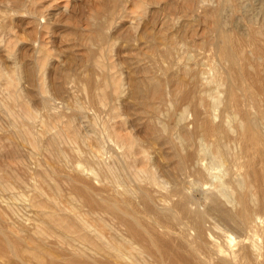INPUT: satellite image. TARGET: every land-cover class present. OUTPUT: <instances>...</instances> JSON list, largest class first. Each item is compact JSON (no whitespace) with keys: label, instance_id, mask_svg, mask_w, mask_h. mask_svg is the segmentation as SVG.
I'll use <instances>...</instances> for the list:
<instances>
[{"label":"bare ground","instance_id":"1","mask_svg":"<svg viewBox=\"0 0 264 264\" xmlns=\"http://www.w3.org/2000/svg\"><path fill=\"white\" fill-rule=\"evenodd\" d=\"M94 1L0 0V264H264V0Z\"/></svg>","mask_w":264,"mask_h":264},{"label":"rangeland","instance_id":"2","mask_svg":"<svg viewBox=\"0 0 264 264\" xmlns=\"http://www.w3.org/2000/svg\"><path fill=\"white\" fill-rule=\"evenodd\" d=\"M67 2V4H69V5H71L70 6V9H71V14H72V16H74V18L73 19H75V21L74 22H76V23H78L80 26H82V27H86L87 26V23H88V20L86 19V18H89V16L93 13V11L95 10V9H97V8H95V6L97 7V5H96V2L94 1V0H37V4H38V6L40 5L41 6V9H43L45 12H46V14L48 15L46 18L47 19H49V18H51V22L50 23H52V24H50V26H49V28H50V30L51 31H55L56 29H58V28H62L61 27V25H65L66 26V24L64 23V22H60L59 20H58V18L59 17H56V8L57 7H59V6H61V5H64L66 2ZM94 2L95 4H93L92 5V3H90V2ZM243 1H244V3H243ZM248 1V2H247ZM251 1H253V2H251ZM255 1H257V2H255ZM88 2H89V4H88ZM255 2V3H254ZM239 3H240V6H241V10H243V11H245L246 10V13H248V10H249V8H250V6L251 7H256L255 9H257L260 5H258V3L259 4H261L260 2H258V0H240L239 1ZM252 3V4H251ZM254 3V4H253ZM1 5H2V3H0ZM50 4H53V5H50ZM242 4H243V8H242ZM0 5V7H2L1 9L3 10V9H5L4 7H3V5L1 6ZM257 5H258V7H257ZM43 6H45V8L43 7ZM55 6V7H54ZM249 6V7H248ZM72 7H74V9L72 8ZM244 7H245V9H244ZM248 8V9H247ZM260 8H261V6H260ZM72 9L74 10V11H72ZM259 9V8H258ZM43 10H41V11H43ZM260 13H259V12ZM255 10V13H254V11H253V13H254V21H255V23L256 24H259V25H261V24H264V21L262 22L261 20H263L264 19V17H262L263 15H261L262 14V11H261V9H259V10ZM242 11H240V13H241ZM258 12V13H257ZM81 13V14H80ZM164 13V14H163ZM161 15H162V17H161V15H160V17L162 18V19H164L166 16H167V13L166 12H163ZM245 13V12H244ZM243 12L240 14V16L242 15V17H243V15H244V17L246 18V16L245 15H247V14H244ZM46 14L44 13V15L46 16ZM85 15V16H84ZM230 15L229 14H227L226 15V17H228L229 19L228 20H230L231 18V16L229 17ZM243 17V18H244ZM262 17V18H261ZM105 18V17H104ZM103 18V20H105L106 21V19H104ZM245 18H244V20H245ZM41 19V18H40ZM247 19V18H246ZM256 19V20H255ZM129 20V19H128ZM127 20V21H128ZM243 19L241 20V24H245L246 22H243L242 23V21H244ZM41 21V23L43 24V23H45V21H47V20H45V19H43V21L42 20H40ZM56 21H57V23H56ZM78 21V22H77ZM82 21V22H81ZM129 21H131V20H129ZM134 22H136L137 23V21L136 20H134ZM71 23H73V22H71ZM81 23V24H80ZM135 23V24H136ZM19 24H21V25H19L18 26V23H16V24H14V25H17V26H14L13 24V26H10L11 27V29H12V32L14 31V33L16 32V35L20 38V40L22 41V42H20L21 44H24L25 42L24 41H26V42H31L33 45L34 44H36L35 46H38L39 44L38 43H41V33L39 32L38 33V35H36L35 34V36H34V34H33V32H32V27L30 26V25H27V24H25V23H19ZM83 24V25H82ZM119 24V25H118ZM117 24V27L119 28V26H120V23H118ZM22 25H23V27H22ZM55 25H56V27H55ZM57 25H58V27H57ZM227 25H229V23L227 24ZM21 26V27H20ZM64 26V27H65ZM55 27V28H54ZM116 27V28H117ZM228 27V26H227ZM229 27H230V25H229ZM228 27V28H229ZM117 28V29H118ZM10 29V30H11ZM202 29H200V28H198V32H200L199 34L200 35H204L203 34V31H201ZM29 31V32H28ZM31 31V32H30ZM50 31V32H51ZM1 33V35L2 34H5V33H2V31H0ZM135 32V31H134ZM27 35H26V34ZM21 34V35H20ZM33 34V35H32ZM136 34H138V30H137V33ZM3 36V39L4 38H8L7 36H8V34L7 35H5V37H4V35H2ZM2 36L0 37V39H2ZM34 36V37H33ZM35 38V39H34ZM28 39H30V40H28ZM35 40V41H34ZM121 39L120 38H118V41L116 40V42L117 43H119V44H117L116 42H115V47L117 46L118 48L119 47H121V44H123V45H125L123 42V39L120 41ZM38 41V42H37ZM119 45V46H118ZM115 48V50H117L118 48ZM57 49V50H56ZM209 50V48H205L204 50H203V54L205 53V52H207L208 50ZM52 50V49H51ZM54 50V49H53ZM52 50V51H53ZM189 50H190V52H193L194 53V51L196 50V49H192V47H190L189 48ZM193 50V51H192ZM58 52V47H55V50L53 51V53H56V52ZM115 53H113V55H114ZM209 53H205V55L207 56ZM117 57V56H113V60H117L118 59V57L115 59V58ZM58 58V57H57ZM59 59V58H58ZM187 63V62H186ZM120 67V66H119ZM121 69H123V66H121ZM75 88H76V86H75ZM75 88H73V94H75V97L76 98H79V97H81L82 96V91L79 89L78 90V88H76L77 90H74ZM78 94V95H77ZM79 95H81V96H79ZM78 96V97H77ZM82 98H84L83 100H81V103H83L85 106H87L88 107V111L90 112V113H95V114H97L98 116L101 114L102 116H99V122H100V120H107L106 122H108V119H109V121L111 120V117H110V112H109V114H108V112H105V110H109V109H105V110H103V112L101 111V113L99 114V111L97 110V108L95 107V106H90V105H88V103H87V100H85L86 99V92H84V95L82 96ZM80 99L81 98H79V101H80ZM85 100V102H83ZM87 103V104H86ZM105 112V113H104ZM107 113V114H106ZM103 114H105V116L103 115ZM108 115V116H107ZM104 116V117H103ZM103 117V118H102ZM109 117V118H108ZM101 121V122H102ZM100 122V123H101ZM103 123V122H102ZM2 144H0V149H2V146H1ZM116 148V147H115ZM114 148V146L113 145H109V147L107 148V149H109V150H111V152L109 151V150H106L107 152H105V157H107V159H109V157H111L112 156V154L115 156L116 154V156L114 157L113 156V158H112V160L114 161V160H116L117 159V161L116 162H118V161H120V156H119V154H120V152H119V154H118V152L117 151H119V149L118 148H116L115 149ZM109 151V152H108ZM108 153V154H107ZM110 153H111V155H110ZM108 156H107V155ZM116 157H118V158H116ZM114 158H116V159H114ZM115 162V161H114ZM119 163H117V165H118ZM198 199V198H197Z\"/></svg>","mask_w":264,"mask_h":264}]
</instances>
